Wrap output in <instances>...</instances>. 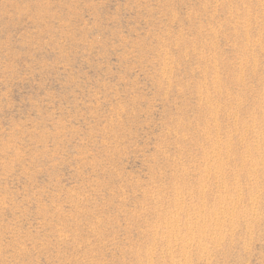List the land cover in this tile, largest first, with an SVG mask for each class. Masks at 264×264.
<instances>
[{
	"label": "rangeland",
	"instance_id": "374dc122",
	"mask_svg": "<svg viewBox=\"0 0 264 264\" xmlns=\"http://www.w3.org/2000/svg\"><path fill=\"white\" fill-rule=\"evenodd\" d=\"M0 264H264V0H0Z\"/></svg>",
	"mask_w": 264,
	"mask_h": 264
}]
</instances>
